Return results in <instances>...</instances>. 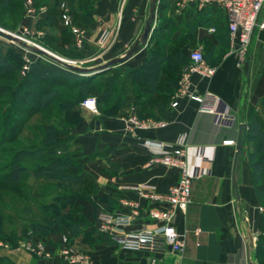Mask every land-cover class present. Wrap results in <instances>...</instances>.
<instances>
[{"label":"crops","instance_id":"crops-1","mask_svg":"<svg viewBox=\"0 0 264 264\" xmlns=\"http://www.w3.org/2000/svg\"><path fill=\"white\" fill-rule=\"evenodd\" d=\"M176 2L177 0L168 1L169 6L165 11L167 18L178 25L184 19H197L194 9L178 13ZM146 8L148 11L149 0L99 2L95 21L89 27V41L99 37L104 30L111 33L105 51L99 56L104 59L99 65L112 60L115 53L119 56L124 54L138 39V22L142 20ZM210 13L211 25L205 27L197 23L192 37H187L182 28L173 29L168 45L184 39V55L193 49L202 51L206 62L216 69V73L210 80L194 78L195 93L202 95L208 92L219 98L236 117V123L232 127L214 125L212 116L198 112V105L189 100H181L177 108H171V96L160 110L153 108V116L147 117L166 121V128L138 131L131 135L125 129L122 117L129 114L138 116L137 105L131 104L125 114L118 117L93 114L80 105L82 117L73 127L70 152L74 159L82 162L88 179L90 200H78L77 206L90 223L89 229L83 232L90 237L84 241L75 240L73 244L89 254L90 264L150 263L152 256L125 250L111 240L110 236L98 232L96 216L102 212L127 214L128 208L122 207L120 201H137L140 205L138 216L130 226L114 229L113 235L120 236L142 227H155L148 218V211L153 205L140 199L131 189L148 185L158 192H166L177 182V170L161 165H148V162L151 157L173 150L180 138L186 140V157L190 168L194 170L203 166L206 174L194 180L191 203L185 213L178 214L174 220L177 231L185 235L182 258L178 260L173 253L156 255L153 256L156 263L258 264L255 242L250 247V258L247 252V241L256 233L254 231L259 230L261 210L254 194L245 142L240 156L236 189L233 187V164L239 124L248 126L252 114H256L259 123L264 124V29L256 33L248 54L242 61L228 39L224 13ZM117 21L119 26L114 31ZM24 23L28 25L33 21L25 20ZM211 26L215 27L213 34L208 32ZM146 54L145 46L118 67L122 71L137 68ZM248 58L250 73L247 83L244 64ZM224 141L234 143L224 145ZM235 193L238 200L235 199ZM47 239L50 244L57 243L60 235L52 233ZM0 255L12 264H64L58 260L41 259L20 250H0Z\"/></svg>","mask_w":264,"mask_h":264},{"label":"trees","instance_id":"trees-1","mask_svg":"<svg viewBox=\"0 0 264 264\" xmlns=\"http://www.w3.org/2000/svg\"><path fill=\"white\" fill-rule=\"evenodd\" d=\"M54 1L44 0L43 4L35 1L37 8L47 5V15L35 20V27L54 25L57 5ZM78 1L84 9L82 21L89 23L92 20L89 12L95 0ZM168 1L158 0L157 23L146 45L147 54L137 68L122 71L117 66L97 74L81 75L67 68L54 67V61L50 66L31 63L21 81L0 84V205L9 211L7 216L0 211L1 241L15 244L30 233L48 241L55 229H62L73 243L83 235L81 229L90 226L77 206L78 200H90L88 179L82 162L74 159L70 152L73 127L82 117L80 105L92 97L98 113L118 117L135 104L139 108L138 117L147 118L153 116V108L160 110L169 101L177 89L182 67L189 63L182 52L184 39L168 45L171 30L182 28L187 37H192L197 23L208 27L212 17L210 9L206 8L195 11L196 20L184 19L178 25L165 16ZM0 15L15 18L18 24L22 20L21 0H0ZM70 39L69 35L65 36L66 43ZM46 41L54 42V38ZM61 53L68 58L82 57L81 52L71 47ZM7 56L9 54L0 51L1 80L18 72L23 64ZM36 89L40 92L33 108L28 104V97ZM55 105L60 117L59 128L54 126V120L39 123L40 140L14 148L29 120L39 114L54 113ZM34 109H37L35 113ZM11 147L13 156L9 161L3 160L1 155L9 152ZM245 150L254 194L262 209L255 257L258 264H264V124L259 123L256 114L248 120ZM27 163L33 166L28 168ZM39 182L42 186L35 188ZM5 193L22 202L18 211L6 203ZM12 213L23 219L20 227L11 225ZM86 237H90L89 234H84L80 240L84 241ZM0 264L12 263L0 255Z\"/></svg>","mask_w":264,"mask_h":264},{"label":"built area","instance_id":"built-area-1","mask_svg":"<svg viewBox=\"0 0 264 264\" xmlns=\"http://www.w3.org/2000/svg\"><path fill=\"white\" fill-rule=\"evenodd\" d=\"M22 4L25 19L35 21L47 14V9L45 7L37 8L34 0H22ZM175 7L180 14L188 9L201 11L206 8L213 12H223L228 39L242 61L248 54L256 33L264 29V0H177ZM61 19L64 25L70 28L72 35L77 38V43L80 44L85 38V33L72 26L69 11L65 5L61 6ZM208 32L215 33V27L208 28ZM30 33L27 26H22L24 37ZM110 36L109 31H102L98 37V45L104 47ZM19 37L29 42L24 37ZM187 57L189 63L181 69L177 89L171 98V108H177L181 100H189L198 105V112L211 115L214 125L232 127L236 123V117L219 98L208 92L202 95L195 93L194 78L210 80L215 75L216 69L206 62L200 49L190 50ZM71 62L76 64L74 61ZM28 67L29 60H26L23 73L28 70ZM81 106L93 114L98 113L96 101L92 97L86 98ZM122 120L127 133L131 135H135L138 131H152L167 127L166 121L156 118H139L135 114L123 116ZM223 143L232 145L234 142L224 141ZM186 151V140L180 138L173 150L151 157L148 162V165H161L178 171L177 182L166 192H158L153 186L148 185L136 186L131 189L137 193L140 199L153 205V208L148 211V218L155 224V227H142L130 230L120 236L113 235L114 229L130 226L133 219L138 216L139 203L122 199L120 204L122 207L128 208L129 213H99L96 216L98 232L110 236L111 240L125 250L152 256L149 264H157L153 256H164L169 253H173L180 260L185 247V235L177 231L174 220L178 214L185 213L191 203L194 180L200 179L206 174L203 166L196 167L194 170L190 168ZM252 240L254 243L256 235H253ZM0 250L6 252L20 250L41 259L58 260L64 264H90L89 254L76 248L70 242L67 234L61 235L57 243L50 244L43 237L30 233L25 239H21L15 244L0 241Z\"/></svg>","mask_w":264,"mask_h":264},{"label":"rangeland","instance_id":"rangeland-1","mask_svg":"<svg viewBox=\"0 0 264 264\" xmlns=\"http://www.w3.org/2000/svg\"><path fill=\"white\" fill-rule=\"evenodd\" d=\"M36 0H34L35 2ZM102 0H95L93 1V6H92V10L89 12V15L91 16L92 20L86 24L84 23V21H82V16H83V12L84 9L82 8L80 1L78 0H55L54 2L57 3L56 5V13H55V18L56 20L54 21V25L53 26H41V27H35V22L33 21L32 24H28L26 25L24 22L25 20H30V19H25L24 18V10H23V4H22V20L17 24V19L15 18H9L8 15H0V21H1V25L0 28L8 31L10 33H12L13 35H17V36H22L24 37V35L22 34V26H27L30 30V34H28V36L24 37L26 40H28L29 42H31L30 44H36L44 49H46L47 51L56 54L57 57L63 59L64 61L75 65L73 62H76V64L81 67V68H88V67H93V66H98L100 62H102V60H104L103 58H99V56L101 55V53L103 51H105V46L104 47H100L98 45V37H96V39L89 41L88 38V32H89V27L91 26V24L94 23L95 19V12L96 9L98 8L99 2H101ZM22 2V0H21ZM42 2H44V0H37L38 4H43ZM65 5L68 8L69 11V16H70V20H71V24L74 28H77L79 30H82L85 33V38L82 39V42L80 44L77 43V38L75 36L72 35L70 28L66 27L63 23V20L61 19V6ZM36 6V4H35ZM47 6V5H46ZM45 6V8H46ZM47 9V8H46ZM47 15V14H46ZM45 15V16H46ZM147 15H148V11L147 8L145 9V12L143 13V17L142 20H140L138 22V28L137 29V33L138 36H136V39L139 38V36L141 35L142 31H143V27L145 24V21L147 19ZM44 16V17H45ZM43 17V18H44ZM157 18V15H156ZM42 19V18H41ZM119 20V19H118ZM157 23V20H156ZM119 26V22H116V26H115V30H117ZM69 35L70 36V41L69 43L65 42V36ZM54 38V42H49L46 41L48 39ZM135 39V40H136ZM134 40V41H135ZM133 41V42H134ZM67 47H71L74 51L76 52H81L82 53V57L81 58H68L67 56L63 55L61 53L62 50L66 49ZM0 51L1 53L8 55L7 57L10 58H14L19 64H22V67L19 68V71L16 73H13L11 75H8L6 77H4L2 80L0 79V84H13L21 81L25 75V73H23V66L26 64V60H29V66L31 63H40L44 66H50L52 65V60L40 55V54H36L33 52H30L18 45H16L15 43H12L10 41H8L5 38L0 37ZM118 53L113 54V58H116L118 56ZM70 60V61H69ZM76 65V66H77ZM56 66V68H65L62 65L54 62V67ZM3 76L2 73H0V77ZM44 86V85H42ZM39 89H36L31 91V97H28V104H30V106H32L33 108H35V102L38 98ZM62 90V89H59ZM37 109H34V113L36 112ZM38 114V113H36ZM44 115V114H43ZM43 115H36L33 116L29 122L27 123L22 135L20 136L17 144L13 145L14 148L16 147H21V146H26V145H30L33 143H36L40 140V132L37 129V125L39 123H45L46 121L52 122L54 120V126H56L57 128H59L58 122L60 121V117L57 115V110H56V105L54 106V113L49 114V112H47L45 114V116ZM32 116V115H30ZM13 147H11L9 150V152H6V154H3L1 156L3 160L5 161H9V159L13 156L12 150ZM26 166L28 168H30L31 166H33L31 163H27ZM42 186V182H39L38 184H36L35 188H39ZM5 200L6 203L8 205H10L12 208H15L17 211L21 208V204L22 202L17 199L16 197H13L12 195H10L9 193L6 194L5 193ZM0 211L7 216V211L5 207H2L0 205ZM12 217H11V221L13 226L16 227H20L23 224V219L21 220L20 216H16V214L12 213ZM89 225L82 228L81 232L83 233L86 229H89ZM91 232V231H90ZM256 232V233H255ZM258 231H254L253 235H256ZM55 233H59L60 237L63 234H67L64 230L62 229H55ZM84 235V233H83ZM77 237V240L81 239V236ZM252 235V237H253ZM87 238V237H86ZM46 240V239H44ZM1 241V240H0ZM47 241V240H46Z\"/></svg>","mask_w":264,"mask_h":264},{"label":"water","instance_id":"water-1","mask_svg":"<svg viewBox=\"0 0 264 264\" xmlns=\"http://www.w3.org/2000/svg\"><path fill=\"white\" fill-rule=\"evenodd\" d=\"M157 3L158 0H149V8H148V17L145 21L143 31L139 38L130 46V48L122 55L110 60L109 62L98 65V66H93V67H88V68H81V67H75L72 65L67 64L64 62L62 59L58 58L56 55L53 53L47 51L46 49L36 45L32 44L30 45L29 42L23 40L17 35H13L8 31H5L0 28V37L7 39L8 41L15 43L16 45L30 51L36 54H40L60 65L63 67L77 72L81 75H92V74H97L103 71H106L110 68H114L116 66H119L129 60L131 57L139 53L149 42V39L151 37V34L155 28V22H156V8H157ZM244 70H245V77L246 81L248 83L249 81V73H250V59L248 58L244 64ZM246 135H247V126L244 123L239 124V135H238V140L236 143V153L234 157V164H233V187L236 189V180H237V173H238V167H239V162H240V156L242 154V149L244 142L246 140ZM236 191V190H235ZM235 199L238 200L237 193H235ZM253 245V240L250 238L247 241V252L248 256L250 258V247Z\"/></svg>","mask_w":264,"mask_h":264},{"label":"bare ground","instance_id":"bare-ground-1","mask_svg":"<svg viewBox=\"0 0 264 264\" xmlns=\"http://www.w3.org/2000/svg\"><path fill=\"white\" fill-rule=\"evenodd\" d=\"M158 12V11H157ZM12 34V33H11ZM30 44V43H29ZM30 45H32V44H30ZM54 55H56V54H54ZM57 56V55H56ZM59 58V57H58ZM61 59V58H60ZM63 60V59H62ZM64 61V60H63ZM64 62H66V61H64ZM66 63H68V62H66ZM68 64H70V63H68ZM73 65V64H72ZM77 64H75V66H76ZM78 67V66H77Z\"/></svg>","mask_w":264,"mask_h":264}]
</instances>
